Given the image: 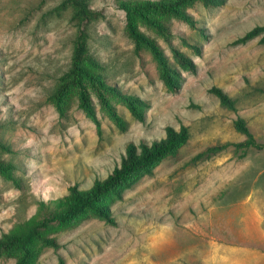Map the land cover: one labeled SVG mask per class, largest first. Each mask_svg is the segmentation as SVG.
Returning <instances> with one entry per match:
<instances>
[{
    "label": "rangeland",
    "instance_id": "obj_1",
    "mask_svg": "<svg viewBox=\"0 0 264 264\" xmlns=\"http://www.w3.org/2000/svg\"><path fill=\"white\" fill-rule=\"evenodd\" d=\"M101 17L91 23V53L109 82L148 103L145 121L117 110L120 131L98 109L101 135L73 105L60 119L46 97L68 70L75 29L60 0H0V140L15 154L0 158L17 167V189L0 177V236L38 212L41 201L82 190L120 165L129 143H151L165 128L189 130L176 157L160 163L111 206L115 225L91 218L55 235L62 248H45L37 264H264V147L236 149L245 137L234 128L242 118L264 146V44L261 36L235 44L264 26V0H226L216 9L196 4L189 13L206 38L171 20L172 43L196 63L183 73L176 93L166 90L149 52L141 57L125 33L118 3L88 0ZM170 54L166 43L149 30ZM201 47L196 56L182 43ZM222 89L236 111L220 105L209 89ZM225 146L208 158H194ZM0 264H14L13 259Z\"/></svg>",
    "mask_w": 264,
    "mask_h": 264
},
{
    "label": "trees",
    "instance_id": "obj_2",
    "mask_svg": "<svg viewBox=\"0 0 264 264\" xmlns=\"http://www.w3.org/2000/svg\"><path fill=\"white\" fill-rule=\"evenodd\" d=\"M225 3L226 0H125L120 1L118 6L124 14V29L133 44L134 54L140 58L142 52H149L156 64L160 81L168 92L176 93L184 82L183 73L194 74L197 66L190 56L172 43L173 34L169 22H181L196 31L200 37L206 38L204 29L199 28L189 10L196 4L206 9H216ZM57 10H70V21L75 34L69 68L58 78L46 97L47 103L55 108L60 119H65L71 107L76 105L95 125L98 135H101L98 109L120 131L126 130L127 123L119 114L118 105L124 106L136 121L144 122L149 107L147 101L136 95L126 94L119 86L109 82L104 74V65L89 49L90 25L101 14L91 8L88 0H60ZM144 29L162 39L170 54H166L159 42ZM258 36H261L260 43L264 44V26L248 31L235 44H244ZM182 43L194 55H201L200 46L186 40H182ZM209 93L217 98L221 106L236 111L235 101L222 89L212 87ZM233 125L245 137L244 141L234 145L236 149L245 151L264 147L256 142L242 118H237ZM188 140L189 130L182 125L179 129L166 127L165 136L151 143H129L120 165L106 178L95 179L86 190L74 184L63 197L39 202L35 215L15 223L11 229L2 233L0 260L13 259L14 264H37L45 248H62L56 234L74 229L91 218H99L108 225H115L111 206L122 199L126 190L131 189L142 178L151 176L161 162L176 157ZM224 148L225 146L210 147L194 159L208 158ZM0 150L15 154L9 144L1 140ZM16 172L14 163L0 158V177L13 187L21 189L22 180ZM59 264H64L62 258L59 259Z\"/></svg>",
    "mask_w": 264,
    "mask_h": 264
}]
</instances>
